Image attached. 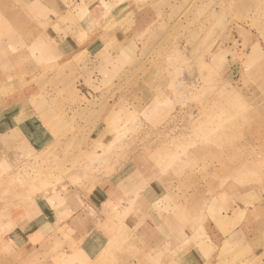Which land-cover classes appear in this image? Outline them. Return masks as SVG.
<instances>
[{
    "label": "rangeland",
    "instance_id": "374dc122",
    "mask_svg": "<svg viewBox=\"0 0 264 264\" xmlns=\"http://www.w3.org/2000/svg\"><path fill=\"white\" fill-rule=\"evenodd\" d=\"M6 115L0 264H264V0H0Z\"/></svg>",
    "mask_w": 264,
    "mask_h": 264
},
{
    "label": "crops",
    "instance_id": "0c3cea01",
    "mask_svg": "<svg viewBox=\"0 0 264 264\" xmlns=\"http://www.w3.org/2000/svg\"><path fill=\"white\" fill-rule=\"evenodd\" d=\"M11 123H16V124H21V126L24 128V126H23V124L24 123H26L25 121H21V122H18L17 120H16V116H12V117H8V115H6L4 118H3V121H2V119H0V124H5V125H8V124H11ZM8 126L6 127V128H3V131H1L0 132V145H2L3 144V153H4V155H8V139H9V142L10 141H12V137L14 136H12L11 134H8ZM25 129V128H24ZM14 133V132H13ZM23 136H24V138L27 140H32V139H35V136H36V139L38 138L37 136H39V134L38 133H33V135L32 136H30L29 135V132H23ZM15 138V137H14ZM40 205V204H39ZM38 206V205H37ZM42 205H40L39 206V209H40V207H41ZM53 205H51V203H49V201L46 199V207H44V206H42L43 208H44V210L46 211V209L47 210H50V211H54V208L52 207ZM69 207H70V212H71V214H70V221L68 222L69 223V226L71 227L72 225V222L73 223H78V222H82L83 220L84 221H89V216H88V212L87 211H84V209H83V211L81 210V208L80 209H78V208H75V210H73V208L69 205ZM77 207V206H76ZM34 208V207H33ZM0 210H1V208H0ZM36 210H37V208H36ZM0 214H1V211H0ZM40 214H45V217H44V223L41 225H39V226H36V228L34 227V223H35V220H36V217H34L32 214H27L28 216H27V218H26V220H25V226L26 227H31L32 225H33V230H32V232H31V234H34L35 233V235H36V232H40V229H43V228H45V227H47V224H49V223H51L52 224V222H49L50 220L48 219L49 217H48V215H46V213L44 212V211H41L40 212ZM41 218V217H40ZM10 219H12V218H10ZM92 219V218H91ZM10 222H12V221H10ZM54 223L56 224V222L54 221ZM53 223V224H54ZM3 225H5L6 227L8 226V217H5L4 218V221L2 222V223H0V236H5L4 234H6V235H8V228L7 229H5L4 227H2ZM7 230V231H6ZM20 230L22 231V229H21V227H20ZM16 232H18V228H15V229H13L11 232H10V235L12 236V235H17V234H19V232L16 234ZM20 234H22V233H20ZM38 234V233H37ZM34 235V236H35ZM2 239H4V238H2ZM3 240H0V243L2 242ZM1 247H3V244L1 243L0 244V248Z\"/></svg>",
    "mask_w": 264,
    "mask_h": 264
}]
</instances>
